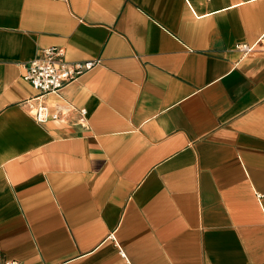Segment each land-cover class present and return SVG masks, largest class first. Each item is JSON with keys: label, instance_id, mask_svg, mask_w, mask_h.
Instances as JSON below:
<instances>
[{"label": "crops", "instance_id": "crops-1", "mask_svg": "<svg viewBox=\"0 0 264 264\" xmlns=\"http://www.w3.org/2000/svg\"><path fill=\"white\" fill-rule=\"evenodd\" d=\"M263 39L264 0H0V261L264 264ZM47 47L84 126L21 104Z\"/></svg>", "mask_w": 264, "mask_h": 264}, {"label": "built area", "instance_id": "built-area-1", "mask_svg": "<svg viewBox=\"0 0 264 264\" xmlns=\"http://www.w3.org/2000/svg\"><path fill=\"white\" fill-rule=\"evenodd\" d=\"M264 49V39L262 41ZM236 50L241 56L250 52L251 46L240 44ZM96 65L95 61L67 63L63 61V50L57 47H47L39 51V55L21 65V79L29 84L37 94L21 102L28 110L31 118L37 124L48 121L65 124L68 115L73 112L76 119L73 123L84 126V109H75L69 104L54 105L49 107L45 103L48 95H57L67 84L75 81ZM0 264H19L14 260H3Z\"/></svg>", "mask_w": 264, "mask_h": 264}]
</instances>
